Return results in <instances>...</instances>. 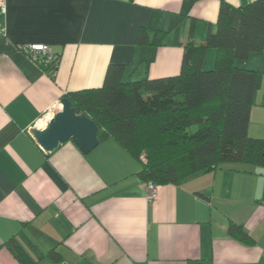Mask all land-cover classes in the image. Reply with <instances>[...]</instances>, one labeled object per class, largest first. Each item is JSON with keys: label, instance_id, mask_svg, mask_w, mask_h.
<instances>
[{"label": "crops", "instance_id": "1", "mask_svg": "<svg viewBox=\"0 0 264 264\" xmlns=\"http://www.w3.org/2000/svg\"><path fill=\"white\" fill-rule=\"evenodd\" d=\"M226 1L237 23L252 0ZM219 8L220 0L0 3V264H264V167L227 164L158 183L149 198L141 160L113 136L83 153L71 139L46 151L32 134L62 97L101 86L112 63L124 80L179 73L184 43L204 41ZM141 27L167 33L138 44ZM31 42L59 53L54 73L17 46ZM257 53L237 64L260 62L249 133L264 137ZM215 57L209 47L205 68ZM230 220L253 242L233 236Z\"/></svg>", "mask_w": 264, "mask_h": 264}, {"label": "trees", "instance_id": "2", "mask_svg": "<svg viewBox=\"0 0 264 264\" xmlns=\"http://www.w3.org/2000/svg\"><path fill=\"white\" fill-rule=\"evenodd\" d=\"M232 12L233 6L220 0L216 28L202 42L190 36L184 43L179 73L124 80L123 66L112 63L101 86L67 95L78 113L97 122L100 139L113 136L141 160V178L181 183L227 164L264 167V137L249 133L259 69L237 64L251 52H264V0L241 5L237 23ZM149 32L141 27L137 43L159 44L167 33L156 28L151 37ZM209 47L216 57L205 68ZM58 61L59 56L44 66L54 73ZM228 231L245 243L254 240L232 220Z\"/></svg>", "mask_w": 264, "mask_h": 264}, {"label": "water", "instance_id": "3", "mask_svg": "<svg viewBox=\"0 0 264 264\" xmlns=\"http://www.w3.org/2000/svg\"><path fill=\"white\" fill-rule=\"evenodd\" d=\"M62 108L43 128H33L32 134L46 151H52L62 142L72 140L83 153L90 152L99 142V126L85 113H78L69 97L61 99Z\"/></svg>", "mask_w": 264, "mask_h": 264}, {"label": "built area", "instance_id": "4", "mask_svg": "<svg viewBox=\"0 0 264 264\" xmlns=\"http://www.w3.org/2000/svg\"><path fill=\"white\" fill-rule=\"evenodd\" d=\"M3 0H0L2 3ZM3 33V29L0 26V34ZM18 48L27 52L31 58H33L38 63L42 65H47L51 61H55L58 58V53L53 50L52 46L48 43L43 42H31V43H19L17 44ZM62 101L56 102L45 114L44 118L49 121V119L55 115V113L62 108ZM142 159H145V156H141ZM146 187L148 192V197L153 198L156 195L158 183L148 180L146 181Z\"/></svg>", "mask_w": 264, "mask_h": 264}, {"label": "rangeland", "instance_id": "5", "mask_svg": "<svg viewBox=\"0 0 264 264\" xmlns=\"http://www.w3.org/2000/svg\"><path fill=\"white\" fill-rule=\"evenodd\" d=\"M257 53V52H256ZM254 55H258L260 58V61L262 60L261 59V57H263L261 54H254ZM261 55V56H260ZM259 61L257 60V61H255V62H253V63H251V64H253L252 66H254L253 68H258V66H259V64H260V62L258 63ZM263 68V67H262ZM263 87H261V89H262ZM140 156H145V158H146V153H145V151H142L141 153H140Z\"/></svg>", "mask_w": 264, "mask_h": 264}]
</instances>
